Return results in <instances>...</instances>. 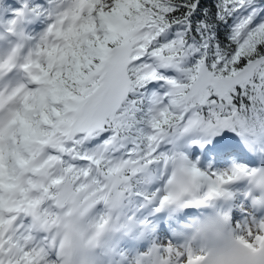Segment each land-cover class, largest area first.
Returning <instances> with one entry per match:
<instances>
[{
  "label": "snow or ice",
  "instance_id": "6c2138e0",
  "mask_svg": "<svg viewBox=\"0 0 264 264\" xmlns=\"http://www.w3.org/2000/svg\"><path fill=\"white\" fill-rule=\"evenodd\" d=\"M0 264H264V0H0Z\"/></svg>",
  "mask_w": 264,
  "mask_h": 264
}]
</instances>
